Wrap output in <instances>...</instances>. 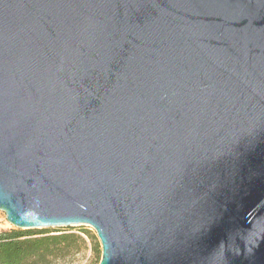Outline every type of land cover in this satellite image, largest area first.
<instances>
[{
    "label": "water",
    "instance_id": "95a60500",
    "mask_svg": "<svg viewBox=\"0 0 264 264\" xmlns=\"http://www.w3.org/2000/svg\"><path fill=\"white\" fill-rule=\"evenodd\" d=\"M0 211L98 264H264V0H0Z\"/></svg>",
    "mask_w": 264,
    "mask_h": 264
},
{
    "label": "trees",
    "instance_id": "16d2710c",
    "mask_svg": "<svg viewBox=\"0 0 264 264\" xmlns=\"http://www.w3.org/2000/svg\"><path fill=\"white\" fill-rule=\"evenodd\" d=\"M84 233L93 240L87 231ZM85 248V241L74 233L51 234L18 228L0 231V264H52L58 257ZM100 257L101 253L97 264Z\"/></svg>",
    "mask_w": 264,
    "mask_h": 264
},
{
    "label": "rangeland",
    "instance_id": "374dc122",
    "mask_svg": "<svg viewBox=\"0 0 264 264\" xmlns=\"http://www.w3.org/2000/svg\"><path fill=\"white\" fill-rule=\"evenodd\" d=\"M14 228L10 225L5 218V214L0 211V231ZM34 232L51 231V234L60 233H74L80 236L86 243V248L81 249L77 253H69L65 257L56 258L52 264H97L99 260V253H101V245L96 236L95 231L88 225H77L72 227H55V228H43V229H30ZM88 232L92 236L91 240L86 233Z\"/></svg>",
    "mask_w": 264,
    "mask_h": 264
}]
</instances>
